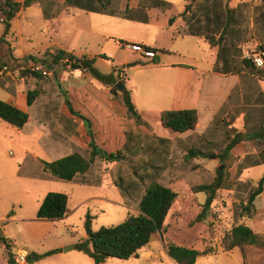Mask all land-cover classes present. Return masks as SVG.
<instances>
[{"label": "rangeland", "instance_id": "374dc122", "mask_svg": "<svg viewBox=\"0 0 264 264\" xmlns=\"http://www.w3.org/2000/svg\"><path fill=\"white\" fill-rule=\"evenodd\" d=\"M173 1L176 8H181L184 3V0ZM96 17L104 20H94ZM63 19L64 28L70 37L75 38L88 22V26L97 28L95 31L105 34L107 38H115L102 42L109 60L98 59L96 67L105 73L114 74L115 80L120 81H126L123 73L125 69L129 77L126 84L132 90L133 101L152 127L137 125L128 118L127 112L120 106L124 105L121 92L110 93V89H115V86L93 78L88 71L69 70L59 65V74L47 69L46 80L38 81L29 67L32 62L43 63L46 58L49 59L46 52H30L18 57L14 50H33L49 41L52 33L40 3L22 8L13 20L11 32L5 37L10 45L0 41V65H7L10 70V73L0 76V80L5 82L4 87L0 86V99L9 100L11 94L8 91L13 90L19 96H26L28 91L34 89L39 92L29 108L30 122L24 128H14L0 118V229L14 239L15 251L26 249L33 255L60 250L55 255L44 256L31 264H95L93 258L76 248L79 242L88 238L87 215L90 213L93 216L94 231L103 226L120 224L129 215L139 213V201L147 187L160 182L178 194L165 221V231L154 234L150 243L140 250L138 258H109L103 264H179L169 256V244L207 251V254L198 257L196 264H264V247L244 246L246 258L239 247L226 249L227 235L235 224L243 221L234 219L239 200L231 190H218L207 219L197 220L203 211L207 194L194 191V187L213 182L221 165L226 168L225 178L228 181L233 160L222 161L218 153H208L205 162L214 163V167L208 169L201 166L194 170L180 168V164H184L183 154L176 151L170 153L172 148L158 142L177 135L161 121L162 109L169 101L166 94L162 93L161 70L138 65L139 60L147 58L121 45V41L126 40L133 44L131 38L158 40L174 48L180 47L183 55L188 56L161 54L163 61H192L191 57L199 55L202 64H205L208 53L198 49V39L170 41L157 24H134L121 18L90 15L83 10H76ZM3 33L4 25L0 23V39ZM65 95L74 111L91 118L97 141L106 151L121 149L127 137L130 138L131 146L135 145L126 151V160L118 163L98 160L88 174L77 179L78 182L87 180L92 185L33 178L41 175L42 160H54L84 150V122L70 112ZM23 106L27 108V104ZM128 131L132 133L126 137ZM70 136H74L76 141H71ZM218 140L221 145L222 139ZM47 147L56 148L57 152L52 150L48 153L50 150ZM200 149L202 152L210 150L207 146ZM155 159L158 167L152 166ZM168 160L178 164L179 168L161 169V164L168 165ZM21 164L24 176L18 174ZM244 175L255 184L264 175V164L247 169ZM119 184L124 188L125 195L121 193ZM238 189L241 192L244 190L242 187ZM49 192L70 194L65 218L57 221L38 218L41 202ZM256 204L263 216L258 220H249L247 224L264 235V194L258 197ZM6 258V250L0 244V260L3 264H9Z\"/></svg>", "mask_w": 264, "mask_h": 264}, {"label": "crops", "instance_id": "0c3cea01", "mask_svg": "<svg viewBox=\"0 0 264 264\" xmlns=\"http://www.w3.org/2000/svg\"><path fill=\"white\" fill-rule=\"evenodd\" d=\"M113 1L114 4L122 10L130 9L135 20L89 12L86 10L83 11L90 15L96 14L110 18H121L123 20L134 22V24H157L158 27L165 32L170 41L197 38L198 49L208 53L207 62L205 64H202L199 55L191 57L192 61H163L161 58L160 64L140 65L137 62V64L142 67L160 68L162 93L166 94L167 99L169 100L167 106L162 109V112L165 110L180 109H197L198 111L199 120L194 130L177 133L175 138H164V140L158 142L162 144L166 143L169 148H172L170 153L176 151L183 154L184 164L181 163L180 168L183 167L188 170H194L199 169L201 166L209 169L215 165L214 163L205 162L206 157H190L191 150L201 151L200 148L207 146L208 150H210L208 152L203 151L204 153H220L216 148L218 138L224 140L225 145L227 141L229 142L234 137H237L236 145L230 151V156L226 158L228 161L233 160L232 166L229 168L231 177L228 181L233 182L239 180L242 182L253 183V181L246 178L244 175L247 169L253 168L245 167L244 157L247 153L258 152L255 142L251 139L254 135L253 129L258 128L260 125H264V77L260 78L258 74L251 70V68L245 66L243 59H245V55L249 51L260 49L259 46L264 43V3L256 0H196L195 2H192V0H184L182 7L176 8V3L173 0H164L168 3V7L162 9L158 6L151 5L144 8L141 6L142 0H134L133 2H131L132 0ZM145 2L150 3L151 1L148 0ZM44 4L46 5L45 9H47V12L50 15L49 19H45L48 22V28L51 30L52 36H50L49 41L42 43L39 47L34 48L33 50H25L23 48L15 49L14 52L18 57H21L26 53L38 51L46 52L47 57H49V54H53L58 49H62L74 54L78 58L87 56L90 58L97 57V60H109L101 57L102 55H105L109 58L104 52L105 50L104 46H102V42L107 41L108 39H115L114 37L107 38L105 34L95 31V29H97L95 26H88V22L84 24V29L80 30V32L75 35V38H73V36L70 37V33L64 28V16L71 15L76 10L82 11V9L67 6L64 3V0H56V3H52V1L49 0ZM189 4L192 5L191 9L186 10ZM49 6L51 8H49ZM183 13H185V16H183ZM145 18L148 19L147 22L142 21ZM171 18H174L173 23H170ZM94 20L101 21L104 19L96 17ZM190 25L194 26V31L201 34L180 35V32L186 30ZM208 33L214 34L218 38L222 36L221 42L216 46H213L206 38V34ZM70 40H72V42ZM130 41L133 44H142L169 51L168 53L162 54L165 56L177 54L180 57H188L183 55V50L180 47L174 48L169 46V44H162L161 42H158V40L131 38ZM3 42L10 45L9 41ZM219 54L221 56H219ZM217 64H219L220 68L223 67V69L216 70L215 67ZM59 65L66 66L62 60ZM59 65L52 68L56 74L61 72ZM95 68L101 74L109 75V79H107L109 83L106 84L100 78L95 77L90 71H85H88L93 78L100 80L106 85H114L115 89L116 84L122 82L120 80H115L114 74L100 71L96 67V63ZM261 69L264 71V68ZM69 70L77 71L82 69ZM123 73L125 74V80L127 81L129 77L124 68ZM34 77L37 78L38 81L46 80V76ZM126 81L124 89H129ZM113 90L114 89H110V93H112ZM129 90L132 95V90ZM123 91H120L121 94ZM8 92L11 94V98L7 100V102H11L29 112V108L32 106L28 105L27 94L26 96L24 94V96H19L18 92H15L14 90ZM65 96L66 102L69 98L67 95ZM25 104H27V108H24L23 105ZM120 106L124 112H127L124 105ZM70 112L81 118L84 122V150H86L89 147V142L91 140L88 133L90 129L94 132L97 141V134L95 133L93 126L94 123L91 118L85 115L83 116L77 111L72 112L70 110ZM85 118L89 119L91 127L88 126V122H86ZM131 133L132 132L128 131L126 137ZM151 134L154 135L152 131ZM70 140L76 141L74 136H70ZM129 140L130 138L127 137L124 146L129 143ZM99 146L102 147L101 145ZM124 146L121 149H123ZM134 146H132V148ZM49 147H47V149L50 150L48 153L53 151L57 152L56 148L49 149ZM156 161L157 159L152 161V166L155 167L156 165L158 167ZM167 163L168 165L161 164L160 168H179V165L172 163L171 160H168ZM221 167H223V165H221ZM236 175H238L237 178L235 177ZM231 191L233 192V190ZM257 200L258 197L255 200V204L257 203ZM256 208V215L253 218L243 219L242 223L248 225L247 222L249 220H258L260 216H263L260 215L257 204ZM252 229L254 230V228ZM254 231L262 234L256 230ZM1 232L3 233V231ZM5 236L10 239V243L15 248L14 239L7 235ZM0 244L3 245L2 243ZM24 250L27 251L26 249ZM27 253L28 255L30 254L28 251ZM0 264H3L2 260H0Z\"/></svg>", "mask_w": 264, "mask_h": 264}, {"label": "trees", "instance_id": "16d2710c", "mask_svg": "<svg viewBox=\"0 0 264 264\" xmlns=\"http://www.w3.org/2000/svg\"><path fill=\"white\" fill-rule=\"evenodd\" d=\"M46 1L49 0H0V13L3 16L0 23L4 25V33L0 41H7L5 37L11 32L13 20L17 17L22 8L29 7L34 3H40L43 8L45 18L49 19L50 15L47 12V9H45L46 5L44 4ZM51 1L52 3L56 2V0ZM145 1L148 0H142L141 2V6L144 8L149 5L158 6L162 9L168 7V3L164 0H150V3ZM195 1L196 0H192V2ZM64 3L67 6L79 8L89 12L135 20V17L131 14L130 9H120L114 4L113 0H64ZM191 6L192 5L189 4L186 10L191 9ZM183 16H185V13H183ZM142 21L147 22L148 19L145 18ZM173 21L174 18H171L170 23H173ZM194 30V26L190 25L186 30L180 32V35L201 34ZM206 38L213 46H216L221 42L222 36L218 38L216 35L208 33L206 34ZM121 44L126 46L130 43L121 41ZM144 46L147 50L153 52L154 56L145 57L147 60H139L138 64L140 65L160 64L161 54L169 52L156 47ZM259 47L264 49V43ZM220 54L219 56H221ZM67 57L72 60L73 69L88 70L95 77L104 81V83H109L107 81V79H109V75L101 74L95 68L97 57L90 58L84 56L82 58H78L72 53L58 49L55 53L49 54V59L46 58L43 64L47 69H52L59 65L61 60ZM101 57L109 59L105 55H102ZM34 60L36 59L34 58ZM243 62L245 66L251 68L254 73L258 74L260 78L264 77L263 69L257 68L247 59H243ZM2 66L0 65V69ZM215 68L216 70L223 69V67L220 68L219 64H217ZM33 74L36 77L45 76L40 72H33ZM122 83L125 85L124 80ZM0 86L4 87L5 82L0 80ZM38 94L39 92L37 90L28 91L27 102L29 106L33 105ZM121 95L128 117L134 119L137 125H144L151 128L150 124L145 121L133 103L131 91L125 88ZM66 103L69 109L72 112H75L69 99L66 100ZM0 118L7 122L10 126L22 129L29 122L30 114L17 105L0 99ZM85 120L88 122V126L91 127L89 119L85 118ZM198 120L199 115L197 109L165 110L162 112L161 116L162 124L175 133H184L194 130L198 124ZM88 133L91 140L89 142V147L86 150L76 151L54 160H42V173L39 177L33 178L92 185V183L87 180L78 182L77 179L88 174L98 160L109 163H118L128 158L126 151H130L132 148L129 143H127L123 149L116 152H108L98 145L95 134L91 129ZM253 134L254 135L251 140L255 142L258 152L246 154L244 157V165L246 168L264 164V125H260L258 128L253 129ZM128 136L130 135L128 134ZM222 141L221 145H216V148L220 152L218 153V157L222 161H225V159L230 156L232 148L236 145L237 137H234L229 142L227 141L225 145H223L224 140ZM198 156L207 157L208 153L196 150L190 151V157ZM155 167L157 166L155 165ZM225 172L226 168H218L217 177L213 182L199 184L194 187V191L205 192L207 194L203 211L200 213L197 220L202 221L207 219L211 206L216 199L217 191L223 188L233 190L239 200V204L236 205L234 210L235 221H240L245 218H253L256 215L257 208L255 200L257 197L264 194V175L255 184L239 180L231 183L225 179ZM18 174L19 176H24V174H22V164L20 165ZM118 186L120 187L122 194L125 195L126 193L124 188L120 184ZM238 187H242L244 189L243 192H241ZM177 196V192L171 187L160 182H155V185H150L141 196L138 205L139 213L129 215L120 224L103 226L97 231L92 229L93 216L89 213L86 220L88 238L79 242L76 245V248L93 258L95 264H103L109 258H119L121 260H128L134 257L138 258L140 250L150 243L152 236L157 232L165 231V221ZM69 199L70 194L64 192H49L41 202L37 213L38 218L48 221H57L65 218L67 215ZM225 241L227 243V250H232L236 247L241 248L244 258H246V254L243 249L244 246L256 245L264 247V236L255 232L250 226L242 222L233 226ZM0 243H2L6 248L7 260L9 264H19L15 259L17 251H15L14 246L10 243V239L6 237L1 230ZM58 252H60L59 249H54L45 254H29L27 262L28 264H31L34 260L41 259L44 256H51ZM203 253L207 254L208 252L176 244L168 245L169 256L179 264H196L198 257ZM245 264L250 263L245 262Z\"/></svg>", "mask_w": 264, "mask_h": 264}, {"label": "built area", "instance_id": "2783aa9c", "mask_svg": "<svg viewBox=\"0 0 264 264\" xmlns=\"http://www.w3.org/2000/svg\"><path fill=\"white\" fill-rule=\"evenodd\" d=\"M258 2H263L264 0H256ZM129 49H132L136 53H140L144 57H151L154 56V53L147 50L144 45L142 44H128L126 45ZM245 59L252 62L257 68H264V49L260 48L257 50L249 51L245 55ZM63 63H65L66 67L68 69H73L72 67V60L68 57L62 60ZM30 70L32 72H40L43 75H47V68L43 63L40 62H32L30 65ZM7 73H10L9 67L7 65H4L0 69V76H5ZM16 262L19 264H24L28 261V253L24 249H18L16 252Z\"/></svg>", "mask_w": 264, "mask_h": 264}, {"label": "water", "instance_id": "95a60500", "mask_svg": "<svg viewBox=\"0 0 264 264\" xmlns=\"http://www.w3.org/2000/svg\"><path fill=\"white\" fill-rule=\"evenodd\" d=\"M124 87H125L124 84L122 82H119V83L116 84V89H114L112 91V93L118 94L120 91H123L124 90ZM71 248H75V246H72Z\"/></svg>", "mask_w": 264, "mask_h": 264}]
</instances>
